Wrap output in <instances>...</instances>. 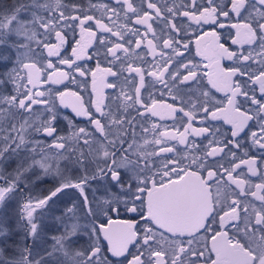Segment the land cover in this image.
I'll return each instance as SVG.
<instances>
[{"label":"snow or ice","instance_id":"6c2138e0","mask_svg":"<svg viewBox=\"0 0 264 264\" xmlns=\"http://www.w3.org/2000/svg\"><path fill=\"white\" fill-rule=\"evenodd\" d=\"M0 61V205L23 199L33 240L0 264H264V0H13ZM76 73L88 101L51 87ZM57 100L90 127L59 134ZM43 177L58 186L33 196ZM66 189L82 202L48 236Z\"/></svg>","mask_w":264,"mask_h":264},{"label":"flooded vegetation","instance_id":"af4514ba","mask_svg":"<svg viewBox=\"0 0 264 264\" xmlns=\"http://www.w3.org/2000/svg\"><path fill=\"white\" fill-rule=\"evenodd\" d=\"M6 1H10L11 3L13 2V0H6ZM72 2H73V0H64V3H66V4H70ZM77 2L81 3L84 7H87V5H88V0H77ZM92 2L95 3V2H97V0H92ZM103 2H107L109 4H112V0H103ZM139 2H140V0H137V4H139ZM170 2H171V0H169V3ZM177 2L179 3L180 0H177ZM89 14H91V13H89ZM96 14L99 15V13H96ZM94 27H95V25L93 24V28ZM141 31H143V28H141ZM77 38H79L78 30H77ZM190 39L194 40V36L190 37ZM69 40H70V43L65 46V48H66V51L64 52L65 56L71 55V49L75 43V40L72 39V34L70 32H69ZM133 43H134V40H133ZM228 44L230 45V40L228 41ZM192 52L194 55L195 54V44L194 43L192 45ZM13 59H14V57H13ZM150 59L151 58L149 57V60ZM197 60H199V58H197ZM78 63H81V65H83L84 62L78 61ZM87 63L91 67L94 68L95 64H96V60H94V59L88 60ZM203 63H206V62H203ZM223 63L225 66H227L229 64L228 61H224ZM103 66H107V65L104 64ZM117 67H119V66L117 65ZM65 70H67V69L65 68ZM125 76H127V73H125ZM0 78H3V77L0 76ZM75 78L77 80V83H75V84L71 83L70 80H66L61 85H51V87L54 90L64 91L65 85H66L68 90L77 92L85 101H88L89 96H90L91 91H92V89H91V76L89 75L88 77H80L79 74L76 73ZM121 79H123V77ZM85 80H87L86 85L84 83ZM109 82H112L111 78H109ZM44 90H47V89L45 88ZM149 90H151V89H149ZM10 91H11V85L9 84V85H7V89L4 88V93L8 94V93H10ZM0 92H2L1 89H0ZM117 93H118V90H117V92H113L111 89H105V97L106 98L110 97V96H114ZM145 95H147V93H145ZM215 95H216L217 99H221L223 96V94H221V93H216ZM53 96H55V91H53ZM169 102H171V101H169ZM56 105H57V110L59 113V116H58L59 122L57 124L58 129H60L59 134L63 135V134L67 133V131L69 130V125H68L69 120H71L73 122V124H75L77 127H85V126L90 127L86 117H77L70 107L61 106L59 104L58 100L56 101ZM88 106L90 107V105H88ZM37 111H41V109L38 107ZM92 111L95 112V109L93 108ZM132 114L135 115L136 113L134 111H132ZM96 115L99 116V114H96ZM65 118H67V119H65ZM153 119L156 120L158 118H153ZM162 123L170 125L172 122H171V120L166 119ZM250 123H252L254 127L248 130L249 133L252 130H255V122L253 121ZM196 126L199 127L200 125L197 124ZM214 126L221 127V131H224V130L230 131V125L224 124L223 120H220L219 122H214ZM241 139L244 140L245 137L242 136ZM197 142H199V138H197ZM49 143H50V141H49ZM204 143H207V141L205 140ZM72 171H73V173L75 172L74 176L75 175H82V173H80L78 170H72ZM72 171H71V173H72ZM245 171H246V169H245ZM43 182L44 183L41 185V187H49V184L46 181H43ZM97 187H98V185L95 182H92L85 189V194L88 196V198L90 200H92L94 198V196H99L102 194L101 192L94 191ZM66 191H68V189H66ZM73 193H74L73 195H71V193H69V196L67 199L61 200V207L66 206V201H75L77 203L82 202L83 198L80 196L79 191L73 189ZM26 196H27V193H25V198H26ZM17 199L11 200V202H9L8 205L6 204L7 201L4 205H0V226L3 224L4 226L7 225L8 227H11V226L14 227L15 225H17V223L15 224V217L18 216L20 223H21L22 230L25 233V230L23 228L24 222L20 219L19 207H18V202L22 203L23 199L20 198V201H18ZM121 218H127V215L122 214ZM0 240H1L0 249H3L4 259L10 260V259L18 258L16 256V249L12 245V236L9 233H6V235L3 238H2V235H0ZM85 242H86V239L80 241V243H85ZM101 242H102L103 246L106 248L107 242L103 241L102 237H101ZM49 243H50V241H49ZM32 244H33L32 239L25 235V243H24L23 247L30 246ZM125 264H126V262H125Z\"/></svg>","mask_w":264,"mask_h":264},{"label":"rangeland","instance_id":"374dc122","mask_svg":"<svg viewBox=\"0 0 264 264\" xmlns=\"http://www.w3.org/2000/svg\"><path fill=\"white\" fill-rule=\"evenodd\" d=\"M0 4H11L10 1L6 0H0ZM11 67V64L9 63L7 67H5V62L0 61V73H4L7 71V69ZM1 91L4 92V88L0 87ZM13 165H9L7 170H11ZM37 174H39V171H37ZM70 175L74 176L75 172L69 173ZM76 176V175H75ZM43 181H46L49 184V187H41V185L44 183ZM59 181L54 180L52 177H43L41 181H38L34 186L31 194L33 196L41 195V194H47V190L53 186H58ZM73 195V189H68V191L65 190L64 194H62L56 204L52 205V210L43 218V224L45 226V232L48 236H51L53 234H57V229L60 228V225L55 221L54 217L59 216L63 213L64 208L72 206L74 201H66V206L61 207V200L67 199L69 196V193ZM72 199V198H71ZM20 201V198L17 199ZM11 202V200L7 201V205ZM15 225L14 227H8L7 225H1L0 226V232H3L2 238L6 235V233H9L12 236V245L16 249V256H19V252L17 251V247L22 248L25 243V235L26 232L22 230L21 223L19 220V217H15ZM1 242V240H0ZM33 242V240H32Z\"/></svg>","mask_w":264,"mask_h":264}]
</instances>
